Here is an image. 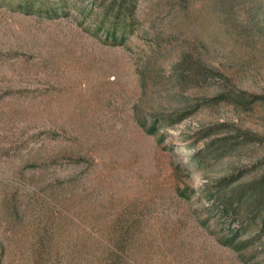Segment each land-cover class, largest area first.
<instances>
[{
	"label": "rangeland",
	"instance_id": "obj_1",
	"mask_svg": "<svg viewBox=\"0 0 264 264\" xmlns=\"http://www.w3.org/2000/svg\"><path fill=\"white\" fill-rule=\"evenodd\" d=\"M260 178L264 0H0V264H264Z\"/></svg>",
	"mask_w": 264,
	"mask_h": 264
},
{
	"label": "trees",
	"instance_id": "obj_2",
	"mask_svg": "<svg viewBox=\"0 0 264 264\" xmlns=\"http://www.w3.org/2000/svg\"><path fill=\"white\" fill-rule=\"evenodd\" d=\"M26 2H32V0H26ZM243 194L240 200H244L247 204L252 205L257 212H261L262 225L264 226V178L250 184Z\"/></svg>",
	"mask_w": 264,
	"mask_h": 264
}]
</instances>
